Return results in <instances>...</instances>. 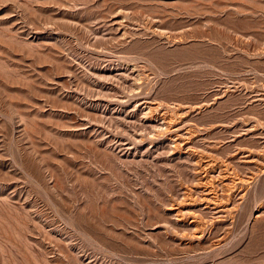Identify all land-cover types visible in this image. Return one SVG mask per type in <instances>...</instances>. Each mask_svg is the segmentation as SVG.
I'll list each match as a JSON object with an SVG mask.
<instances>
[{"label": "rangeland", "instance_id": "rangeland-1", "mask_svg": "<svg viewBox=\"0 0 264 264\" xmlns=\"http://www.w3.org/2000/svg\"><path fill=\"white\" fill-rule=\"evenodd\" d=\"M0 264H264V0H0Z\"/></svg>", "mask_w": 264, "mask_h": 264}]
</instances>
